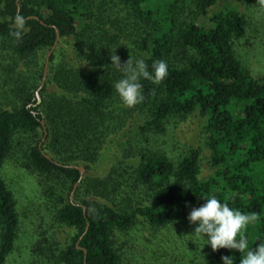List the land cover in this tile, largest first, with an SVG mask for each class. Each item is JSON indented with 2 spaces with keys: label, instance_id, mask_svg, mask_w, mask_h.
<instances>
[{
  "label": "trees",
  "instance_id": "1",
  "mask_svg": "<svg viewBox=\"0 0 264 264\" xmlns=\"http://www.w3.org/2000/svg\"><path fill=\"white\" fill-rule=\"evenodd\" d=\"M263 3L0 0V264L15 250L21 221L3 175L14 153L38 176L53 227L64 228L63 242L54 232L38 243L45 264H125L119 240L135 245L140 230L149 231L143 247L155 256L162 247L151 237L189 221L212 194L256 216L245 234L250 247L264 242V76L241 58L248 24L239 8ZM18 13L26 17L20 40L10 35ZM53 26L60 37L37 103ZM113 54L121 64L145 59L150 71L166 61L168 75L158 85L142 79L143 102L126 107ZM193 117L201 146L179 145L174 130ZM203 159L212 168L206 177ZM62 165L85 174L79 180L78 169ZM203 247L192 264H223L224 255L239 264L238 250Z\"/></svg>",
  "mask_w": 264,
  "mask_h": 264
},
{
  "label": "rangeland",
  "instance_id": "2",
  "mask_svg": "<svg viewBox=\"0 0 264 264\" xmlns=\"http://www.w3.org/2000/svg\"><path fill=\"white\" fill-rule=\"evenodd\" d=\"M221 5L213 10H218ZM239 8L248 24L247 40L240 46L241 58L253 73L264 76V3L252 10H244L242 6ZM199 21L205 26L209 25L206 17H201ZM198 122L193 117L174 130L179 145L201 146ZM204 154L207 156V152ZM17 156V153L12 154L3 168L4 178L16 196L21 219L15 250L5 264H45V258L37 249L38 243H44L47 239L51 241L54 232H57L56 238L63 242L64 237L60 232L64 228L53 227L52 210L48 207L46 195L41 191L38 176L20 167L16 162ZM201 166V177L208 176L212 168L206 159L202 160ZM194 229V224L186 221L160 233L156 239L151 237L155 247L157 244L162 247L155 250V256L143 247L147 243L145 238L150 236L149 231H136L135 245L126 244L127 236H123L119 245L125 246V264H192L193 257L200 260L204 247L202 241L192 235Z\"/></svg>",
  "mask_w": 264,
  "mask_h": 264
},
{
  "label": "clouds",
  "instance_id": "3",
  "mask_svg": "<svg viewBox=\"0 0 264 264\" xmlns=\"http://www.w3.org/2000/svg\"><path fill=\"white\" fill-rule=\"evenodd\" d=\"M15 29L10 35L16 40L22 38V30L26 24V17L18 13L14 17ZM111 61L117 69L122 71V77L114 83V88L126 107L132 108L144 100L142 79L151 80L160 84L168 75L166 61L157 60L149 65L145 59L131 57L123 64L117 55L111 56ZM204 203L194 207L188 215L190 223L196 224L192 235L205 244L210 245L215 251L219 248L238 250L241 254L239 264H264V242L250 247L246 236L249 224L257 217L230 207L229 203L222 202L215 194L203 196ZM223 264H234V257L224 255L221 257Z\"/></svg>",
  "mask_w": 264,
  "mask_h": 264
},
{
  "label": "water",
  "instance_id": "4",
  "mask_svg": "<svg viewBox=\"0 0 264 264\" xmlns=\"http://www.w3.org/2000/svg\"><path fill=\"white\" fill-rule=\"evenodd\" d=\"M17 7H18V11H19V9H20L19 4H17ZM33 18H36V17H33ZM53 27H54L55 30H56V40H55L54 45H53V46L51 47V49L48 51V53H47V55H46V58H45L43 78H42L41 84H40L39 87H38V90L36 91V99H37V103H39L40 100H41V98H40V94H39V91L41 90V88L43 87V85H44V83H45V79H46V75H47V70H48V66H49L50 56H51L53 50L55 49V47H56V45H57V43H58L59 37H60L58 28H56L55 26H53ZM41 123H42V126L44 127V122L41 121ZM44 130H45V127H44ZM44 135H46V132H45ZM43 140H44V138H43ZM44 155H45V157H46L47 159H50V157H49L47 154L44 153ZM62 166H65V167H72V168L78 169L79 172H80V178H79V180L82 178V176H83L84 173H85V168H84L83 166H77V165H71V166L62 165ZM77 185H78V183H76V184L74 185V189H73V191H72V193H71V196H70V199H71V200H72L73 192H74L75 188L77 187Z\"/></svg>",
  "mask_w": 264,
  "mask_h": 264
}]
</instances>
